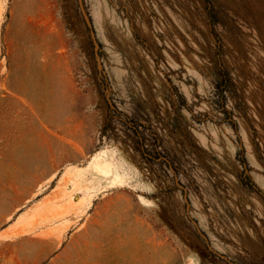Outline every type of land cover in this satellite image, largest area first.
<instances>
[{"label": "rangeland", "instance_id": "374dc122", "mask_svg": "<svg viewBox=\"0 0 264 264\" xmlns=\"http://www.w3.org/2000/svg\"><path fill=\"white\" fill-rule=\"evenodd\" d=\"M108 148L93 238L0 264H264V0H0V229Z\"/></svg>", "mask_w": 264, "mask_h": 264}, {"label": "crops", "instance_id": "0c3cea01", "mask_svg": "<svg viewBox=\"0 0 264 264\" xmlns=\"http://www.w3.org/2000/svg\"><path fill=\"white\" fill-rule=\"evenodd\" d=\"M108 150V155H113L117 163L118 151L114 148ZM86 167H72L69 175L65 176L64 172L57 177L50 170L44 183H54L51 193L21 210L0 229V246L28 248L33 245L57 249L61 240L72 242L74 237H81L83 241L92 239L95 234L92 223L101 205L97 200L102 194L100 191L107 192L112 187L109 178L95 174L92 169L86 170ZM28 183L35 184L36 181ZM108 201L109 197L102 208L100 206L102 210H106ZM119 207L122 209V205ZM84 227H88L89 231H85ZM64 247L63 242L61 249ZM61 253L57 252L46 264H56Z\"/></svg>", "mask_w": 264, "mask_h": 264}, {"label": "bare ground", "instance_id": "6f19581e", "mask_svg": "<svg viewBox=\"0 0 264 264\" xmlns=\"http://www.w3.org/2000/svg\"><path fill=\"white\" fill-rule=\"evenodd\" d=\"M109 150H102L99 155L88 164L86 170H93L95 174L100 176H106L110 179V185L112 188L122 187L128 185L129 183V173L124 169L122 164L114 163V157L109 156ZM71 169V168H70ZM70 169H67L64 173L65 176L69 175ZM63 175V177H64ZM62 177V179H63ZM71 177V176H70ZM43 186L39 188L42 190ZM76 189V184H74V189ZM39 204L37 205V207ZM34 208V207H33Z\"/></svg>", "mask_w": 264, "mask_h": 264}, {"label": "water", "instance_id": "95a60500", "mask_svg": "<svg viewBox=\"0 0 264 264\" xmlns=\"http://www.w3.org/2000/svg\"><path fill=\"white\" fill-rule=\"evenodd\" d=\"M92 35H93V38L95 39V35H94V32H92Z\"/></svg>", "mask_w": 264, "mask_h": 264}]
</instances>
